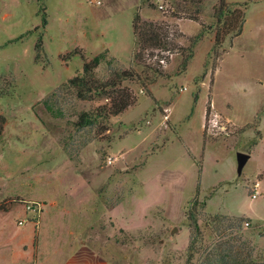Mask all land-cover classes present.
<instances>
[{
	"label": "rangeland",
	"instance_id": "obj_1",
	"mask_svg": "<svg viewBox=\"0 0 264 264\" xmlns=\"http://www.w3.org/2000/svg\"><path fill=\"white\" fill-rule=\"evenodd\" d=\"M177 1L0 0V264H62L77 237L110 249L119 264H185L188 257L191 264H264V56L256 10L250 5L245 30L224 39L213 57L216 0L198 5V23L172 16ZM247 1L255 0L224 3L242 11ZM135 16L174 26L182 51L147 48L134 59ZM73 53L85 60L103 53L94 71L102 82L112 71L133 73L120 87L134 103L76 128L79 113L92 115L108 101L100 94L77 100L61 88L80 73ZM159 56L166 60L158 66ZM43 101L60 116H50ZM236 152L250 155L240 175ZM55 201L68 211L65 221L45 208ZM29 203L39 211L26 212ZM189 213L199 231L190 249Z\"/></svg>",
	"mask_w": 264,
	"mask_h": 264
},
{
	"label": "trees",
	"instance_id": "obj_2",
	"mask_svg": "<svg viewBox=\"0 0 264 264\" xmlns=\"http://www.w3.org/2000/svg\"><path fill=\"white\" fill-rule=\"evenodd\" d=\"M203 1L207 0H178L172 4V16L198 23V19L195 15L199 13L198 5ZM216 2L217 5L212 8L213 18L216 21V30L213 34L210 47V54L213 57L218 56L217 50L221 49L220 47L224 39L229 38L230 40H233L240 35L246 10V3L239 6L242 7L241 11L236 8H228L225 5L224 0H216ZM44 25L45 20L42 15L40 17L39 27L43 28ZM131 28L136 45L133 52V58L137 59V61L141 59V51H144L147 48L158 51L159 54L171 52L173 50L182 51V48L177 47L176 44L173 43L175 39L181 36L174 26L140 22L138 17L135 16L132 20ZM34 30H37V27ZM19 38L20 37L16 38V40ZM200 39L201 33L199 32L190 40L189 47L186 49V55L182 56L178 64L177 74L185 71L188 61L193 57L192 47ZM41 51V38L40 35H38L33 45V62L37 63L38 58L41 56ZM221 52L223 51L221 50ZM74 55L79 56L81 60L80 73L68 79L66 84L62 85L61 88H66V92H70L77 100L89 101L93 95L100 94L108 101L107 106L96 108L92 115L84 112L79 113L75 122L76 128L92 127L97 119L117 116L134 103V97H132V95L124 88L120 87L121 82L135 77L133 73L130 71H112L110 77L102 82L96 79L94 71L100 63L104 62L105 56L103 53L96 54L89 60H85L81 55L75 53L72 55L69 54L68 58ZM149 55H152V53ZM160 60L163 62L166 58L159 56L158 59H156L157 65ZM111 62H113L112 59L105 61L107 66H109ZM155 72L160 74L158 71ZM145 93L149 96L146 90ZM53 95L54 94H51V96ZM195 101L196 97H193V102ZM43 107L50 116L54 118L60 116V113H56V111L54 112L52 106L48 105L46 101H43ZM3 124L4 119L0 116V135L2 133ZM196 193L197 189H195V194ZM187 219L189 221V227L191 228L188 239V249H190L194 240L192 236L193 234L194 236L198 235L199 231L196 225L195 216L189 213ZM34 245L35 243L33 241L32 246ZM222 260L223 258L220 259V262L217 264H224ZM190 261L191 258L188 257L185 264H191Z\"/></svg>",
	"mask_w": 264,
	"mask_h": 264
},
{
	"label": "crops",
	"instance_id": "obj_3",
	"mask_svg": "<svg viewBox=\"0 0 264 264\" xmlns=\"http://www.w3.org/2000/svg\"><path fill=\"white\" fill-rule=\"evenodd\" d=\"M250 3V4H249ZM255 7V15H254V23L253 28L255 33L260 37L259 48L261 55L264 56V0H255V1H247L246 10L248 11L251 7ZM247 18L243 22L242 31L245 30L247 25ZM178 24V22L176 23ZM179 26V25H178ZM250 157V155H249ZM249 159V158H248ZM52 208L54 211L61 212L62 216L61 220L65 221L66 213L68 212L65 208H59V204L57 201L54 203H50L49 205H45L46 207ZM46 209L42 211V217L45 215ZM60 218V217H59ZM42 218L40 222L41 228ZM40 230V229H39ZM90 244V239L86 238L84 241L77 240L75 245H78L77 248L74 249V252L66 257L62 264H119L118 258L111 254L110 249L104 250L103 252L100 250L93 249Z\"/></svg>",
	"mask_w": 264,
	"mask_h": 264
},
{
	"label": "water",
	"instance_id": "obj_4",
	"mask_svg": "<svg viewBox=\"0 0 264 264\" xmlns=\"http://www.w3.org/2000/svg\"><path fill=\"white\" fill-rule=\"evenodd\" d=\"M249 155L244 152L235 153V173L240 175L242 168L244 167Z\"/></svg>",
	"mask_w": 264,
	"mask_h": 264
},
{
	"label": "built area",
	"instance_id": "obj_5",
	"mask_svg": "<svg viewBox=\"0 0 264 264\" xmlns=\"http://www.w3.org/2000/svg\"><path fill=\"white\" fill-rule=\"evenodd\" d=\"M257 186H258L257 183L254 184V186H253L255 192H254V195H253L252 197H255V194L257 193L256 188H255V187H257ZM39 209H40V206H39L38 204H36V203H29V204H26V205H25V211H26V212H30V213H32V214L35 213V210H36V212H38ZM23 223H24V220H22V219L16 221V224H17L18 226H22Z\"/></svg>",
	"mask_w": 264,
	"mask_h": 264
}]
</instances>
